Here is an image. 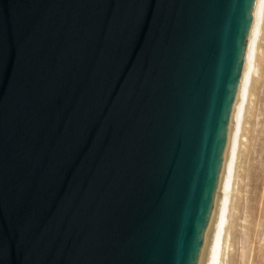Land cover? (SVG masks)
<instances>
[{"label":"water","instance_id":"obj_1","mask_svg":"<svg viewBox=\"0 0 264 264\" xmlns=\"http://www.w3.org/2000/svg\"><path fill=\"white\" fill-rule=\"evenodd\" d=\"M263 0H0V264H200Z\"/></svg>","mask_w":264,"mask_h":264},{"label":"rangeland","instance_id":"obj_2","mask_svg":"<svg viewBox=\"0 0 264 264\" xmlns=\"http://www.w3.org/2000/svg\"><path fill=\"white\" fill-rule=\"evenodd\" d=\"M261 43L260 52L263 53L260 54H264V38ZM262 62L257 74V76H260L262 73V76H260L262 78L258 77L260 79L257 78V82L253 83L252 102L249 104L248 109L251 112L248 111L246 114L245 123L247 126L245 125L244 137H242V145L237 161L238 179L235 186L237 190L235 189L233 193L232 199L234 201L232 200L231 204L233 210L231 209V215L229 216L231 221L228 220L230 225L227 224L230 229L229 232H231L229 238L230 236L232 238L231 241L229 239V242L232 245L228 242L229 249H227L228 252L226 250L227 254L225 255L226 264H243V262L244 264H264V58ZM251 165L252 167H250ZM245 227H248L247 235H244ZM246 239L248 240L245 241ZM244 241L248 244L246 250L243 249L242 251V248H245ZM241 256L243 257L241 258Z\"/></svg>","mask_w":264,"mask_h":264},{"label":"bare ground","instance_id":"obj_3","mask_svg":"<svg viewBox=\"0 0 264 264\" xmlns=\"http://www.w3.org/2000/svg\"><path fill=\"white\" fill-rule=\"evenodd\" d=\"M263 38H264V0L262 1V5H261L259 17H258V22H257V26H256L254 38H253V43H252V47H251V51H250V55H249V59L247 63V68H246V72H245V76H244V80L242 84V89H241V93H240V97H239V101L237 105V110H236L232 130H231V135H230V139H229V143H228V147L226 151V156H225V160H224V164H223V168H222V172L220 176V181H219V185H218V189H217V193L215 197V202H214V206H213V210H212V214L210 218V223H209V227H208V231H207V235H206V239L204 243V248H203L200 264H226L225 255L228 252L227 249H229L228 242H229V239L230 241L232 240L231 236L229 238V235H231V232H229L230 229H229V226H227V224H229L228 220L231 221L229 219V216L231 215L230 213L233 210V208L231 207V204L233 200L232 199L233 193L236 189L235 186H236L237 179H238L237 178V161H238L239 153H240L239 150L241 149L240 147L242 145V137H244L243 134H244L245 125H246L245 123L246 117H247L246 114L248 113V111H250L248 110L249 104L252 102L251 101L252 95H253L252 88H254L253 83L255 81L257 82L258 79L262 78L260 77L262 76V73L260 74V76H257V74L259 73L262 59L264 58L263 57L264 54H260V53H263V52H260V49L262 47L261 41L263 40ZM250 167H252V165ZM248 169L250 170L251 168H248ZM263 185H264V182H263ZM240 207L242 206L240 205ZM248 210H249V207H248ZM238 216H239V213H238ZM245 228L246 230H245L244 235H247L248 233H246V231L248 227H245ZM247 240L248 239H246L245 241ZM245 241H244L245 248L243 247L242 251L243 249L246 250V246L248 244V243L246 244ZM243 256H241V258Z\"/></svg>","mask_w":264,"mask_h":264}]
</instances>
